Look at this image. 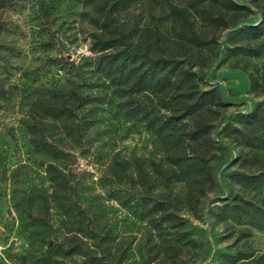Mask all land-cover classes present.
<instances>
[{
  "label": "rangeland",
  "instance_id": "rangeland-1",
  "mask_svg": "<svg viewBox=\"0 0 264 264\" xmlns=\"http://www.w3.org/2000/svg\"><path fill=\"white\" fill-rule=\"evenodd\" d=\"M234 1L249 7L252 13L227 29L216 30V45L211 44L214 52L204 51L206 65L195 61L194 67L199 88L217 89L225 104L218 115L208 114L214 117L210 133L214 184L207 188L195 210L184 202L178 203V215L185 222L186 236L176 242L177 251L168 254L162 251L154 231L145 222L135 219L107 198L104 181L110 166L119 173L113 184L127 190L133 156L146 163L150 160L166 163V160L156 139L124 117L107 82L86 65L92 56L90 35L102 31L106 11L94 7L88 0H18L0 11L3 79L54 90L67 91L73 87L77 93L93 98L89 105L78 109L80 118H84L85 110L93 111L81 146L69 139H62L61 144L71 154L68 168L74 197L85 211L88 231L79 236V241L92 251L96 250L93 244L109 245L110 254L103 264H116L121 254L124 255L122 264H145L153 259L150 264H229L224 256L264 253V224L255 228L244 221H235L226 212V206L238 204L239 199L264 209V188H245L231 178L235 172L250 173L255 168L247 162L242 164L241 158L245 155L249 160L257 158L264 162V151H249L238 145L234 134L239 128L238 116L250 114L256 106L264 105V56H226L228 37L243 25L259 22L258 4L262 2ZM169 4L182 6L183 2L140 0L124 11L112 13L109 29L147 30L157 34L159 46L174 50L177 26L168 17ZM191 21L197 32L211 36L212 31L204 24L194 18ZM150 37L154 43L155 38ZM23 109L20 103L0 107V264H39L45 251L39 236L21 232L14 209L16 198L25 189L50 190L46 174L38 167L39 159L23 133L20 124ZM157 190L164 197L179 199L186 192L183 184H174L170 190ZM47 217L50 228L45 235L51 243H61L67 251L73 245L67 233L70 227L53 209ZM169 234L168 238H177L174 230ZM52 260L53 264H88L86 258L77 255H53Z\"/></svg>",
  "mask_w": 264,
  "mask_h": 264
},
{
  "label": "trees",
  "instance_id": "trees-1",
  "mask_svg": "<svg viewBox=\"0 0 264 264\" xmlns=\"http://www.w3.org/2000/svg\"><path fill=\"white\" fill-rule=\"evenodd\" d=\"M14 1L18 0H0V11ZM138 1L88 0L94 7L105 10L106 15L103 16L102 31L90 35L92 56L86 65L107 82L124 117L149 132L165 156L166 163L155 160L146 163L133 156L127 190L113 184L119 173L110 166L104 185L107 198L135 219L145 222L154 231L162 251L168 254L177 251L176 242L186 236L185 222L178 215V203L184 202L189 209L195 210L207 188L214 184L210 164L211 121L214 117L208 114L218 115L225 104L217 89L199 88L195 61L206 65L204 51L214 52L211 44L216 45L215 31L237 24L252 11L234 0H182V6L169 4L168 17L177 26V40L174 50H167L158 45L156 33L141 32L136 28L109 29L112 13L124 11ZM260 1L259 22L243 25L228 37V58L264 56V0ZM191 18L209 28L211 36L197 32ZM150 36L155 38L154 43ZM251 88L256 90L254 83ZM92 100L91 96H83L73 87L63 91L43 85L15 84L3 79L0 73V107L23 104L20 118L23 133L39 159L38 167L50 183L49 191L25 189L14 203L21 232L39 236V243L45 247L39 264H53V255H77L86 258L88 264H103L110 254L109 245L93 244L96 250L92 251L79 241V236L88 231L85 211L74 197L68 168L71 154L61 144L62 139H69L81 146L93 111L91 108L85 110L84 118H80L78 109ZM236 120L239 128L234 134L238 145L249 151H264V105L256 106L250 114L238 116ZM241 161L255 165V168L250 173L235 172L231 178L245 188H264V162L257 158L249 160L247 155ZM174 184L184 185L186 192L182 199L164 197L157 190H170ZM238 201V204L227 205L226 212L235 221L261 228L264 209L243 199ZM51 209L70 227L67 233L73 245L67 251L61 243L53 244L45 235L50 228L47 214ZM172 230L176 239L167 237ZM123 259L121 254L115 263L122 264ZM224 259L229 264H264V253L258 256L239 253L224 256Z\"/></svg>",
  "mask_w": 264,
  "mask_h": 264
}]
</instances>
